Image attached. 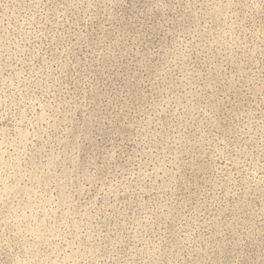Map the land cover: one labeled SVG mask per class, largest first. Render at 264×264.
I'll use <instances>...</instances> for the list:
<instances>
[{"label": "rangeland", "instance_id": "obj_1", "mask_svg": "<svg viewBox=\"0 0 264 264\" xmlns=\"http://www.w3.org/2000/svg\"><path fill=\"white\" fill-rule=\"evenodd\" d=\"M0 264H264V0H0Z\"/></svg>", "mask_w": 264, "mask_h": 264}]
</instances>
